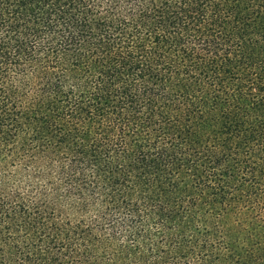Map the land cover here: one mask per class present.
<instances>
[{"label":"trees","instance_id":"1","mask_svg":"<svg viewBox=\"0 0 264 264\" xmlns=\"http://www.w3.org/2000/svg\"><path fill=\"white\" fill-rule=\"evenodd\" d=\"M0 264H264V0H0Z\"/></svg>","mask_w":264,"mask_h":264}]
</instances>
